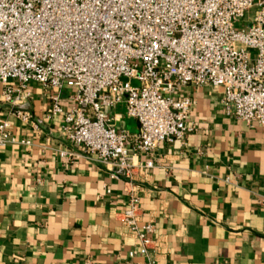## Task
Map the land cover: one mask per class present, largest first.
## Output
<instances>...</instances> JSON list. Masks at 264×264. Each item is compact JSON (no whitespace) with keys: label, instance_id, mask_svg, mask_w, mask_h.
<instances>
[{"label":"crops","instance_id":"obj_1","mask_svg":"<svg viewBox=\"0 0 264 264\" xmlns=\"http://www.w3.org/2000/svg\"><path fill=\"white\" fill-rule=\"evenodd\" d=\"M257 10L236 29L250 27ZM25 91L28 97L6 101L0 85V122L31 142L0 147V264H264V126L226 116L220 90L180 88L175 98L192 102V131L160 144L151 169L135 167L115 180L85 158L59 157L81 150L61 135L60 117L44 120L50 93L37 84ZM70 95L62 92L64 108ZM108 113L117 130L138 132L122 105ZM130 194L140 222L153 226L145 255L121 222Z\"/></svg>","mask_w":264,"mask_h":264},{"label":"built area","instance_id":"obj_2","mask_svg":"<svg viewBox=\"0 0 264 264\" xmlns=\"http://www.w3.org/2000/svg\"><path fill=\"white\" fill-rule=\"evenodd\" d=\"M253 8L252 25L236 29ZM29 84L50 93L44 120L60 117L61 135L81 150L59 157L85 158L112 180L135 167L151 169L160 144L183 141L192 131V102L175 98L180 88L218 89L226 116L264 126V0H0L5 100L28 97ZM65 89L71 91L66 108ZM119 105L137 122L136 134L116 129L108 111ZM12 115L31 119L18 110ZM10 129L9 121L0 122V147L31 146ZM137 156L149 159L135 165ZM138 213L130 194L121 222L145 255L153 226Z\"/></svg>","mask_w":264,"mask_h":264},{"label":"rangeland","instance_id":"obj_3","mask_svg":"<svg viewBox=\"0 0 264 264\" xmlns=\"http://www.w3.org/2000/svg\"><path fill=\"white\" fill-rule=\"evenodd\" d=\"M122 81L125 82L126 80H125V79H122ZM131 85H132V86H136V87H138V86H139V83L136 82V81H132V82H131Z\"/></svg>","mask_w":264,"mask_h":264}]
</instances>
